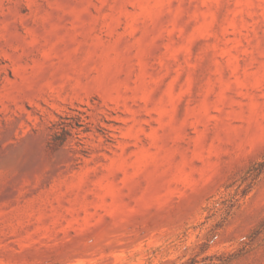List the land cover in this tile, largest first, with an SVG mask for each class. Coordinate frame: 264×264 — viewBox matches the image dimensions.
<instances>
[{
    "label": "rangeland",
    "instance_id": "374dc122",
    "mask_svg": "<svg viewBox=\"0 0 264 264\" xmlns=\"http://www.w3.org/2000/svg\"><path fill=\"white\" fill-rule=\"evenodd\" d=\"M262 162L264 0H0V264H264Z\"/></svg>",
    "mask_w": 264,
    "mask_h": 264
},
{
    "label": "trees",
    "instance_id": "16d2710c",
    "mask_svg": "<svg viewBox=\"0 0 264 264\" xmlns=\"http://www.w3.org/2000/svg\"><path fill=\"white\" fill-rule=\"evenodd\" d=\"M84 123L81 120L80 115H72L71 113H65L59 116V120L53 124L52 134L49 140V146L53 149H58L63 146L69 138L77 137L79 140L78 144H83L81 142V138L79 137L82 132H86L87 129H82ZM264 168V162L260 163V171ZM256 179V177H255ZM252 185L248 186L245 190H243L242 195H246ZM238 200V199H237ZM234 205L231 204V207Z\"/></svg>",
    "mask_w": 264,
    "mask_h": 264
}]
</instances>
